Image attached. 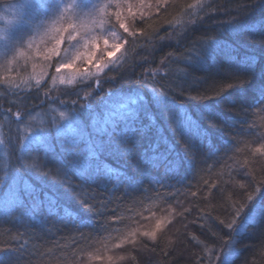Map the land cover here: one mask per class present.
<instances>
[{"label":"trees","instance_id":"1","mask_svg":"<svg viewBox=\"0 0 264 264\" xmlns=\"http://www.w3.org/2000/svg\"><path fill=\"white\" fill-rule=\"evenodd\" d=\"M192 2L175 0L173 3L169 0L167 11L162 10L159 14L154 3L150 10H146L151 12V18L136 15L129 21L130 31L144 29L152 35L153 30L158 29L159 36H167L181 25L173 28L165 21L181 18L182 9ZM207 2L212 6L206 10L210 14H202L203 20L193 25L174 48L162 49L157 37L148 40L138 34L134 40L128 36V43L118 54L120 63L114 74L121 75L116 78V83L127 85L122 89L133 91L135 88L147 93L145 82L138 79L142 71H153L158 66L169 69L159 72L155 78L157 84L152 83L156 88L166 90L167 99L171 101L162 116L152 105L157 115L153 133L167 138L175 146L174 155L181 158L184 156V141L194 143V160L183 161L177 174L166 175L163 166L159 169L141 166L136 172L127 168L123 160L110 157L109 163L123 168L128 176H134V180L131 187L120 182L108 184L106 189L92 186L83 193L84 197L94 196L95 200L91 202L98 208L104 203L100 215L87 211L76 200L69 203L72 216L63 219H38L31 212L11 204L0 205V246L15 249L12 253L14 264H220L218 256L232 242V233L220 225L217 217L225 218L230 212V203L243 199L247 191L257 186L253 182V174L257 180L264 176V155L252 151L264 138V111L260 109L259 96L264 70V43L260 42L264 37V0ZM112 16L108 17L109 25L116 27L117 22ZM183 18L187 19L186 12ZM232 19L245 25V30L236 33L226 31L225 24ZM212 37L226 42L227 50L237 62L242 63L246 55L253 54L257 61L253 72L241 77L243 83L236 82L219 97L194 99L213 86L219 88L232 82L227 72L234 69H230L222 59L217 60L216 66L195 63L200 42ZM155 43L152 52L142 55L143 46ZM168 53H173V56H168ZM132 57L146 58V62L137 63L138 59ZM184 57H192V63ZM162 59H165L164 64ZM133 63H136L133 70L127 72ZM119 69L124 72L120 73ZM179 69H184V72ZM23 75L26 76L25 73ZM23 75L0 82L16 89V80L21 77L24 82L22 89H25L29 82ZM181 110L191 118V122L186 119L183 129L177 130V113ZM40 111L43 115V108ZM97 112L100 108L91 109V112L88 108L77 109L86 124L89 117ZM52 116L50 110L45 114L51 122ZM5 125V154L0 156V174H3L4 165H10L22 178L29 179L18 162L20 133L12 121L7 127ZM48 131L53 133L54 129L48 126ZM52 137L55 151L50 152L47 159L48 167L55 169L61 162L60 145L63 141ZM71 139L69 134L68 140ZM143 151V147L137 151V159ZM40 155L43 158V154ZM70 180L73 184L79 183L75 176H70ZM237 182L247 183L250 187L240 189ZM46 183L51 184L52 178H48ZM229 193L232 201L226 200ZM261 203H264V189L255 193L253 208H258ZM158 219L163 221V226L157 230L155 241L139 235L140 232L152 231ZM132 230H137L135 244L124 243L116 247ZM235 240L238 254L233 257L232 264H264V221L249 224Z\"/></svg>","mask_w":264,"mask_h":264},{"label":"snow or ice","instance_id":"2","mask_svg":"<svg viewBox=\"0 0 264 264\" xmlns=\"http://www.w3.org/2000/svg\"><path fill=\"white\" fill-rule=\"evenodd\" d=\"M125 0H115L116 10L112 15L115 16L119 29H122L128 36L135 40L137 35L146 37L152 40L157 37L163 41L167 39L166 36H159L158 29H154L152 35H148L144 29H137V32H131L129 27L122 18L121 9L124 6ZM175 3V0H172ZM113 0H108L106 4L88 5L78 3L77 0H72L70 4L61 5L59 0H30L26 5H21V9L27 7L34 16L48 15L55 16L57 21H65L66 13L69 10L79 9L77 14L84 17H92L95 13L97 17L99 14L106 13V10L112 6ZM169 0H155L156 13L167 11ZM133 7L137 8L140 16L151 18V12L145 9L153 7L152 0H138L135 5L128 4L127 12L135 19ZM212 6L207 0H193L192 3L187 4L182 9L181 18H174L173 21H165L171 27L176 25L196 24L203 20L202 14H210L206 10ZM186 12L187 19L183 18ZM73 17L68 16L67 22L55 27L56 36L54 38L53 46L46 49L44 54L45 61H52L53 56H59L62 44L67 40L68 42L77 41V37L84 40V47L89 48L85 53L77 52L67 63L55 61V71L61 72L62 69L72 68L78 60L83 63L91 65L94 71L85 68L81 75V83L87 84L92 76H96V88H99L102 80L101 73L105 70L112 71L119 63L120 57L117 55L121 53L124 45L128 43L127 39H121L119 42L109 44L107 39L103 40L106 46L102 56L97 59L96 51L98 46V39L92 37L91 40L86 39L80 34V29L83 28V21L79 23L72 22ZM29 23L30 21H25ZM103 17L99 18L98 23H105ZM93 23H97L93 19ZM115 27V25H113ZM225 30L233 33L245 30V25L238 23L235 19L229 20L225 24ZM66 34V35H65ZM115 35V33H113ZM0 40L4 41L5 52L4 56L7 58L8 51H13L12 60H7L11 64L17 57H24L25 51L22 47V40L13 39L7 35H0ZM264 43V37L260 40ZM32 42H27V48H32ZM226 42H222L215 37L205 39L200 42V50L197 51L195 59L196 64H209L216 66L217 60L225 61L230 69L227 72L229 79L232 82L223 84L222 87L205 90L204 93L198 94L194 99H211L214 96H221L227 89L235 86L236 82L243 83L242 76L251 74L254 70L257 58L253 55H246L242 63L234 60L231 53L227 50ZM168 56H173V53H168ZM106 58V59H105ZM166 59V58H165ZM162 59L161 63H165ZM179 59V57H174ZM184 60L192 63V57H184ZM75 71L80 73V68ZM145 70V86L147 93L136 90L129 93H112L103 104L102 112L92 114L88 123L86 124L77 113L76 109H71L70 112L76 113L69 115V112L60 111L59 121L53 118L50 127L55 128V139L63 141L60 148L62 152L61 162L52 169L48 167L49 161L47 159L50 152H54L55 148L52 143V134L48 131L44 121L40 122L38 130L34 129L31 121L35 119L31 113H27V119H24V114L21 111H16L13 115L17 121L20 156L19 163L28 173L29 179L22 178L17 171L11 169L10 165L3 166V174H0V195L3 196L5 204H11L16 208L23 209L26 212H31L35 218L46 220L48 217H57L63 219L64 217L72 216V211L69 208V203L76 200L89 212H96L98 215L102 214L100 208L104 207V203L99 205L92 203L95 200L94 196L84 197L83 193L87 192L92 186L106 189L108 184H118L124 182L131 187V181L134 176H128L127 172L121 168L109 163L110 157L123 160L127 168H131L136 172L140 171L141 166L149 169H159L161 166L165 169V174H177L183 161H193L196 145L190 143L188 140L184 141V156H175V146L171 144L167 138L153 133L155 123L157 120L156 113L152 110L154 104L162 116L164 111L169 109L171 101L167 99L168 93L163 88H156L149 82ZM168 68H158L152 71V81H155L157 72H167ZM184 72V69H179ZM186 74V73H185ZM55 79V77H53ZM61 84H73L74 78L64 80L63 77L59 81ZM39 84L40 82L37 81ZM111 92V89L109 90ZM92 94L91 91L85 93L84 99ZM79 96V93H77ZM151 97L150 99L148 97ZM260 109L264 111V70L261 75V87L259 89ZM62 104L65 101H61ZM73 105L78 103V100L71 101ZM88 108L91 112V107L86 104H81V109ZM191 122V118L187 117L181 111L177 113V130H182L185 120ZM67 121V124L61 123ZM69 134L71 141L68 140ZM4 134L0 132V137ZM0 143H4V139H0ZM144 151L140 157L136 158L137 151L142 148ZM240 151V149H237ZM254 153L264 155V138L262 142L255 149ZM35 152L36 155H32ZM151 152V155L148 153ZM40 153L43 154L41 158ZM31 161V162H30ZM70 176H75L79 183L73 184ZM48 178H52V183H46ZM253 182L257 185L251 191H247L243 199L232 201L231 193L226 197L227 201H232L229 205L230 212L225 218H219L220 225L227 228L232 233V242L227 244V250L223 251L221 256H218L220 264H232V259L238 254L235 248V237L239 236L249 224L264 221V203L258 208H253V201L255 200V193L264 189V176L259 180L253 174ZM207 183V181L205 182ZM240 189H247L250 187L247 183L237 182ZM214 186V185H213ZM196 195L195 192L192 193ZM246 209L248 210L246 212ZM187 211V209H185ZM63 213V216L61 215ZM182 215V213H179ZM259 218V221H258ZM116 219H119L117 217ZM163 226L162 220H157L155 228L152 231L140 232L139 235L146 237L152 241L156 240L157 230ZM191 235V234H190ZM137 230H132L127 233L121 240L120 247L124 243L135 244ZM193 240H196L194 235H191ZM202 243V242H201ZM207 251V248H205ZM15 249H8L0 246V264H14L12 260V253ZM42 255V254H41ZM167 255V253H165ZM111 259V258H110Z\"/></svg>","mask_w":264,"mask_h":264},{"label":"rangeland","instance_id":"3","mask_svg":"<svg viewBox=\"0 0 264 264\" xmlns=\"http://www.w3.org/2000/svg\"><path fill=\"white\" fill-rule=\"evenodd\" d=\"M154 1L155 0H152V4L155 3ZM29 2L30 0H0V35H7L13 39L22 40V45L18 44L17 47H22L25 51L24 57H17L11 64H8L7 60H12L14 53L13 51H8L6 58L3 54L5 52L4 41L0 40V81L3 79L7 81L6 79L16 77L17 75L22 76L23 73H25L26 76H23L27 78L29 82L28 85H25V89H22L24 82L23 79L21 80V77L19 80H16V89L14 87H9L6 83L0 82V116L2 118L0 122V132L3 133V124H6L5 126L7 127L10 121L14 124V128L16 127L17 129V121L13 113L18 110L24 114L25 120L28 118L26 114L31 113L32 116L35 117V119L31 121L32 126L34 129L38 130L41 121H44L47 128L51 125V121L45 118V114L48 110H50V114H53L51 120L55 117L58 121V113L60 111L69 112V115H73L76 113H72L70 110L80 109L81 104L89 105L92 110L100 108V112H102L104 101L112 93L130 92V90L127 91L126 89H122L127 88V85L124 86L123 83H116V78L121 76H114L116 67L110 72L105 70L104 73H101L100 79L102 83L99 88H96V76H92L87 84L81 83V75L85 68L94 71L91 65L83 63L82 60H78L72 68L62 69L59 73L55 71V61L67 63L77 52L86 54L89 51V48L84 47V40L80 39L79 36L77 37V41L68 42L65 40L60 48L59 56H53L52 61H45L43 58L46 49H50L53 46L56 36L54 28L59 27L62 23H66L68 16L73 17V23L83 21V28L80 29V34L85 36L86 39L91 40L92 37L98 39L96 51L97 59L102 56L106 47L103 40L107 39L109 44H111L119 42L121 39H126L128 34L124 33L122 29H119L118 23L116 27L109 25L108 17L116 10L115 0H113L112 6L106 10L107 15L101 13L99 17H97L94 13L92 17L79 16V18H77V14H79L80 10L76 9L74 14L73 10L70 9L69 12L66 13L65 21H57L55 16H34L27 7L21 9V5H26ZM59 2L61 5H64L72 3V0H59ZM77 2L91 7L92 5L106 4L108 0H77ZM132 2L134 3L125 0L124 6L121 9L122 18L128 27H130L129 21H131L133 17L128 14L127 6L128 4L135 5L138 1L132 0ZM146 10L149 9H145V11ZM133 13H136L135 16L140 14L135 7H133ZM101 17L106 21L103 24L98 23ZM112 17L115 19L114 15ZM93 19H96L97 23L94 24ZM25 21L30 22L26 23ZM199 22L196 24H199ZM196 24H186L175 28L166 36L168 37L167 39L163 41L160 40L158 44L162 46V49L176 47L183 41L187 31ZM113 33H115V35H113ZM29 40H31L33 45L31 49L27 48V42ZM155 45L156 43L151 46H143L141 48L143 49L142 55L147 52H152L153 49L151 48H153V46L155 47ZM131 59H138L137 63L144 64L146 62V58L140 59L132 57ZM135 64L133 63L128 68L127 72H131ZM76 68H80L81 72L77 73L75 71ZM158 68H160V66L156 69ZM21 70H23L22 74L20 73ZM145 70H148L147 77L149 82L157 84L156 81H152V78H150V76L152 77V71L150 69H144L141 77L138 79L145 82ZM119 71L120 73L124 72L122 69H119ZM158 73L159 72H157L156 76ZM129 76L130 75H126V77ZM53 77H55V79H53ZM61 77H63L65 81L74 78V82L71 85L67 83L61 84L59 82ZM135 79H137V77ZM37 81L40 83L38 84ZM110 89L111 92L109 91ZM89 91H91L92 94L88 96L87 99H84L85 93ZM135 91L136 89L134 88L131 92ZM77 93H79V96ZM73 100H78V103L73 105L71 103ZM61 101H65V103L62 104ZM41 108H43L44 116L40 111ZM61 123L67 124V121H62ZM53 129V133H50L55 136L56 130L55 128ZM0 139H4V137H0ZM17 148H19V143L17 144ZM4 154L5 142L0 143V156L2 157ZM0 205H6L3 197L0 198Z\"/></svg>","mask_w":264,"mask_h":264}]
</instances>
